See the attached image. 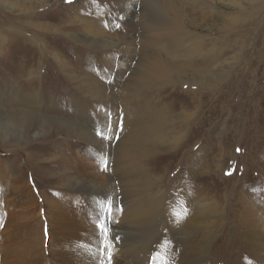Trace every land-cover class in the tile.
<instances>
[{
    "label": "rangeland",
    "instance_id": "rangeland-1",
    "mask_svg": "<svg viewBox=\"0 0 264 264\" xmlns=\"http://www.w3.org/2000/svg\"><path fill=\"white\" fill-rule=\"evenodd\" d=\"M229 2L208 0L205 6L212 4L215 9L205 8L220 16H212L210 23L200 16L195 20L201 24L198 33L220 39L218 67L223 66L226 72L214 87L179 86L203 94V113L198 108L172 113H193L190 124L181 133H173L179 136L177 143L169 141L160 146L152 164L144 165L147 174L136 191L121 199L114 198L121 193L120 182L106 181L113 170L107 158L103 162L105 172L97 178L84 176L86 180L70 164L63 165L67 157L63 153H84L74 128L64 119L71 116L84 123L92 121L91 128L98 129L95 123L105 122L99 115L106 111L110 122L116 118L117 123L128 124L123 112L129 103L121 88L126 78L121 68L131 64L125 54L127 42L123 40L111 52L91 46L84 28L92 22L107 28L114 38L123 35L128 28L129 6L109 0H0V264L52 263L50 251L57 247L55 239L61 237L62 227L81 216L89 215L87 221L105 227L93 199L95 191L102 188L104 210L115 226L121 227L129 214L149 219V223L141 222L136 234H127L136 242L135 264H180L185 253L189 260L197 249L201 260L184 264L231 261L235 248L230 240L237 234L232 232L236 219L232 208L240 211L244 203L264 211V0ZM189 8L187 22L202 12ZM134 11L138 18L145 14L140 8ZM221 15L232 18V22L223 21ZM214 25L210 31L209 26ZM91 75L107 85L103 101L90 94ZM185 98L182 93L175 94L171 101ZM60 116L64 119L59 120ZM109 137L108 133L106 141ZM87 155L95 163L102 162L93 149ZM152 167L156 171L151 172ZM193 169L196 173L192 175ZM193 181L205 191V197L196 193L188 200L183 196L181 184L188 186ZM189 190L196 192L197 188ZM171 200L188 210L184 220L188 227L182 235L171 220ZM211 203L217 209L215 219L223 218V229H215L207 219L216 211ZM148 206L151 214L147 213ZM73 208L81 212L74 211L75 216ZM30 230L33 236L28 235ZM122 239L116 237L114 246L126 248ZM199 241L204 243L197 244ZM221 242L226 244L220 246ZM248 259L247 264H260Z\"/></svg>",
    "mask_w": 264,
    "mask_h": 264
},
{
    "label": "bare ground",
    "instance_id": "bare-ground-1",
    "mask_svg": "<svg viewBox=\"0 0 264 264\" xmlns=\"http://www.w3.org/2000/svg\"><path fill=\"white\" fill-rule=\"evenodd\" d=\"M109 1L123 3L125 7L129 6L130 18L127 30L123 35H118L114 38L109 34L110 31L107 32V28L89 22L84 28L86 30L85 39L89 41L88 45L101 46L104 49H108L110 52L111 50L117 49L123 40L127 42L125 54L126 58H129V61L131 60V64L128 65L126 69L121 68V71L126 76L124 79L125 82H123L121 88L125 96L127 93L126 98L129 103L127 110L123 112V115L127 118L126 122L128 124L117 123L116 118L114 121L111 120L110 122L106 111L99 115L101 117L100 121L105 122L97 123V121L95 123L98 129L91 128L92 121L86 120V123H84L71 116L66 119L60 116L59 120L61 118L64 119L67 125L71 126L72 129L74 128L76 139L81 144L78 146L84 151V153L80 151V153L78 152L75 155H66V153H63L67 156L63 165L66 163H68V165L70 164V167L74 168L77 174L82 175L83 180H86L88 178H97L100 172H105L103 169V162L107 158L108 164L112 166L113 170L111 169L112 179L110 178V180L106 181L111 183L114 182V179H117L118 183L120 182L119 188L121 189V193L115 195L114 198L121 197V199H126L136 191V188L141 182L140 179L146 177L147 173L144 165L152 164L160 146L169 141L172 144L177 143L179 136H175L173 133H181L183 128L190 124L193 113L183 111L180 114H176V116L173 115L174 112L179 109L187 110L190 108H198L199 113H203V94L191 89L184 91L180 89L179 86L189 83L190 85H196L195 87H214L219 77H222L226 72V69L224 70L223 66L218 67V61L222 56L218 49L219 46H217L220 39L214 37L208 38L209 36L206 37L205 35H201L198 33L201 24L197 23L198 21L195 23V20H199L197 19L199 16L202 20L203 17L207 18L208 23L212 21V16H220V13L217 14L215 10L205 8H214L212 4L205 6L208 0ZM234 1L235 0H230V2ZM188 7L193 11L201 10L202 12L194 15L192 18L193 20L189 18L187 22ZM137 8L145 11V14L140 18L134 14V10ZM209 11L212 13L210 14ZM222 18L225 22H232V18L226 16ZM209 27L211 29L210 31H212L215 25ZM2 37L4 38V36ZM122 49L121 51H123ZM89 81V89L92 90V93H90L92 97L99 101H103V98H106L107 85L93 75H91ZM180 93L187 96V98L181 102L171 101L172 95H178ZM130 100L132 101L131 107ZM74 103L76 102L74 101ZM75 107L74 109H76L77 112L79 108L78 106ZM99 110H101V108ZM198 111L197 117L199 116ZM91 120H93V118ZM76 126L77 128H75ZM29 127L32 129L31 126ZM196 128L199 130L200 127L197 126ZM108 133L110 137L109 141H106ZM86 145H89V147L87 148ZM91 149L97 151V158L99 160L102 159V162L98 164L87 157ZM262 169L264 171V167ZM150 171L156 170L152 167ZM191 173L192 175L196 173L195 169H193ZM179 175L176 180L180 179ZM211 175H213L212 172L209 173V176ZM84 176L86 179L83 178ZM180 187L185 189L183 191V196H188V200H190L191 195H195L196 193L205 197L203 195L205 191L198 186L196 181L188 184V186L181 184ZM191 187H196L197 191H190L189 189ZM95 192L96 194L93 196V199L96 200L95 206L99 207L98 210L103 215H101V218L105 221V229L107 231L102 230L100 232L95 223L93 224L90 220L87 221L88 219L86 218L89 215L85 218L79 215L82 219L78 218L79 220L72 221V223L70 222L67 226L62 227L59 234L61 237L55 239L57 247L55 248L53 246L54 249L52 248V252L50 251V256H52L54 261L49 264H135L133 249L136 247V242H134V239L133 242H131V237H127V234H134L138 231L137 228L140 227L141 222L149 223V219L144 215L140 216L139 219L138 215L131 216L129 214V217L121 222V227L115 226V221H112L109 214L104 210V203L106 200H103L105 199L103 197L105 189L102 188ZM31 195L35 198L33 192ZM171 201H173L171 220L177 231H179L178 234L182 235L180 233L186 231L188 227V225L184 224L188 210L185 209L184 205L178 204L175 200ZM124 203L126 204V202ZM181 203H183V200ZM209 206H212L213 210L216 211L213 214L210 212L207 219L210 220L212 227L214 226L215 229H223V218L215 219L214 215L218 214L217 209L212 203L211 205L209 204ZM252 206H245L243 203L240 211L236 210L235 207L232 208L236 218L232 224V232L237 234L235 235V240H230V244L233 246L232 249L235 248V250L233 249L234 253L231 254V261L227 264H247L245 260L248 259V256L251 257V262L264 264V242L262 241L264 240V215H261V212L264 211L255 209ZM148 207L147 213L151 214L152 208L151 206ZM60 211H58L59 215L61 214ZM74 211H76V213H78V211L79 213L81 212L79 208L71 209L72 214H75ZM205 215L206 213L204 216ZM130 217L133 218L131 219ZM109 226L113 229L109 230ZM70 227L73 228L70 229ZM64 230L67 231L65 232ZM173 230L175 231V229ZM106 233L110 236H107ZM30 234L33 236L34 233L30 230L28 235L30 236ZM105 237L107 240H105ZM116 237L124 239L126 248L114 246L113 240L116 239ZM52 240L54 242V238ZM180 242L177 243L180 244ZM224 242H221L220 246H224L226 244ZM203 243L204 242L201 241L197 242V244L200 245ZM104 244H107L106 247H102ZM109 245L112 246L113 249L109 250ZM197 248L196 246V249ZM196 254L199 255V258H194ZM196 254L191 252V258L188 260L187 253H185V259L183 260L182 258L180 264L191 263L193 259H196L198 262L201 260L200 257H202V254L198 249L196 250Z\"/></svg>",
    "mask_w": 264,
    "mask_h": 264
},
{
    "label": "snow or ice",
    "instance_id": "snow-or-ice-1",
    "mask_svg": "<svg viewBox=\"0 0 264 264\" xmlns=\"http://www.w3.org/2000/svg\"><path fill=\"white\" fill-rule=\"evenodd\" d=\"M98 227L101 228V230L106 231L104 225H98Z\"/></svg>",
    "mask_w": 264,
    "mask_h": 264
}]
</instances>
